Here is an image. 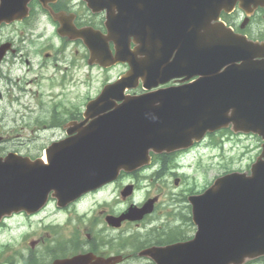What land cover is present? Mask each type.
Returning a JSON list of instances; mask_svg holds the SVG:
<instances>
[{"label":"water","instance_id":"obj_1","mask_svg":"<svg viewBox=\"0 0 264 264\" xmlns=\"http://www.w3.org/2000/svg\"><path fill=\"white\" fill-rule=\"evenodd\" d=\"M24 1L0 0V20ZM236 1L248 13L264 8V0H86L93 10L106 9L107 33L66 25L59 31L82 38L91 60L126 61L130 68L87 103L84 116L91 121L75 123V135L46 148L45 161L0 157V218L37 209L50 190L67 198L98 186L120 169L148 162L149 151L186 147L207 130L230 124L264 138V40L233 35L216 22ZM138 78L148 91L124 95ZM190 201L194 237L158 248L156 264H242L263 255L264 144L249 174L227 173Z\"/></svg>","mask_w":264,"mask_h":264},{"label":"flooded vegetation","instance_id":"obj_2","mask_svg":"<svg viewBox=\"0 0 264 264\" xmlns=\"http://www.w3.org/2000/svg\"><path fill=\"white\" fill-rule=\"evenodd\" d=\"M47 5L54 12L73 14L77 27L89 25L105 30L104 11L92 13L83 0H55ZM28 6V16L0 25V30L5 29L0 35V99L12 104L20 103L23 98L42 97L44 93L32 88L42 81L59 86L60 92L48 93L46 103L42 100L38 103L43 112L38 118L44 126L42 131L57 132L48 145L66 137L64 126L68 121L82 120V110L90 96L83 99V108L75 111L62 105V101L70 100L64 98V92L67 85L74 83L76 62H81L87 70L91 68L89 51L80 40L71 41L56 35L59 24L40 0H30ZM260 12L257 8L251 17ZM243 16V11L235 8L231 19L233 29L248 33L251 19L242 27ZM47 25L53 27L58 45L51 37L43 35ZM67 47H73L75 51L67 53ZM43 107L45 111H42ZM3 141L5 138L0 136V142ZM178 153L152 155L151 165L132 172L128 180L119 175L74 200L61 203L48 196L41 209L19 211L4 217L0 221V232L9 237L0 240V264H52L76 255L83 258L74 264H156L154 257L143 254V250L190 238L193 224L188 197L200 193L211 183L210 177L198 165L194 167L193 175L200 184L194 178L179 174V164L171 167L170 159ZM145 170L149 172L142 173ZM163 177L171 178L175 188L167 199L163 198L166 193ZM126 185H131L132 189L124 195L122 189ZM149 201L152 204L146 212L139 213L136 209L132 214L122 216L131 206L140 208ZM12 227L16 230H11Z\"/></svg>","mask_w":264,"mask_h":264},{"label":"rangeland","instance_id":"obj_3","mask_svg":"<svg viewBox=\"0 0 264 264\" xmlns=\"http://www.w3.org/2000/svg\"><path fill=\"white\" fill-rule=\"evenodd\" d=\"M76 1V0H75ZM254 21L250 27L254 30L259 28L264 33V14L260 12L254 16ZM258 22V25L256 24ZM256 24V25H255ZM42 31V28L38 30V33ZM53 27L47 25V30L43 33L44 36L51 37L54 42L58 41L53 33ZM5 29L0 30V35H3ZM72 45V44H71ZM78 46V44H74ZM67 53L75 51L73 47H67ZM76 55V54H75ZM123 71V66L116 65L109 68H101L99 66H91L90 69H86L81 65V62H76L74 67L73 77L74 83L65 87L66 97L70 98L67 102L62 101V105L73 108L74 111L78 108L82 109L84 104V98L92 95H96L100 90L102 84L106 80L114 79L119 73ZM33 90L39 89L44 95L42 97L36 96L34 98H23L20 103L7 104L5 99H0V136L5 138V141L0 142V154L8 151L18 149L21 153L37 155L43 153V147L54 138L57 133L54 131H42L43 124L38 122V118L43 115L40 112L39 101H43L48 98L46 94L60 92V87L57 85L48 84L46 81H42L40 85H33ZM46 108L43 107L42 111ZM232 140H229V138ZM212 138L222 139L223 147L226 149L224 155H217L216 160H211L209 154L214 150L212 147L215 144H211L209 148L202 154V163L204 168L208 165L206 176L210 177L214 173H221L227 168L233 169H245L255 159V156L259 153L260 140L252 135H229L228 133H218L214 137L208 138L206 141L211 143ZM23 143V144H21ZM232 146L228 148L230 145ZM212 162L217 163V167H212ZM193 163H196L194 158ZM212 167V168H210ZM187 172L192 173L188 168ZM205 178V175L203 176ZM128 180V178L124 179ZM163 186L166 193L163 195L164 199L168 198V194L174 191V185L172 179L169 177H163ZM73 220V219H72ZM11 230L15 231L14 227ZM9 236H5L4 232H0V240H5ZM53 245V243L51 242ZM264 262V261H263Z\"/></svg>","mask_w":264,"mask_h":264}]
</instances>
